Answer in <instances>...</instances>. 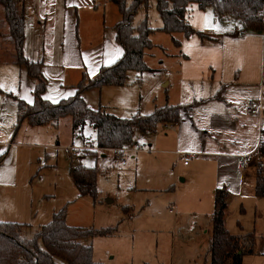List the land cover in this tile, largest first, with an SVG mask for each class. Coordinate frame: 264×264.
Listing matches in <instances>:
<instances>
[{"label":"crops","instance_id":"0c3cea01","mask_svg":"<svg viewBox=\"0 0 264 264\" xmlns=\"http://www.w3.org/2000/svg\"><path fill=\"white\" fill-rule=\"evenodd\" d=\"M114 8L118 12H114ZM195 10L204 11V13L211 10L212 13H207V15L212 27L199 28L196 26L194 17H192ZM118 13L117 6L111 0H25L24 55L29 61L42 63L41 70L47 81L44 94L46 100L58 103L76 95L77 86L85 76L94 78L102 67L113 65L123 57L124 50L117 42L115 30V25L121 19ZM145 16L138 23L142 22ZM188 22L196 31L209 37L205 40L198 37L202 43L214 42V27L226 26L216 17L212 7L200 10L196 5L191 7ZM157 34H162V32H156L151 36L153 44ZM178 34H174V38L181 43L180 48L187 49L193 36L187 39L183 34L177 37ZM150 52L152 50L146 51V63ZM14 55L15 49L12 42L7 37L0 39V124L8 121L15 130L19 112L18 101H24L28 105L34 104L33 92L37 81L28 75L25 67L14 63ZM182 56L190 61L194 54L191 51H185ZM200 57L203 68L213 72L211 83L216 82V70L218 71L219 67L224 65L225 57L221 54L208 53H202ZM222 81L224 80L218 81L220 85L214 97L199 98L200 100L192 98L193 102L182 105L186 112H183L180 122L173 129H168L167 125H164L166 134L158 135L156 132L149 141L150 144L147 145L149 150L139 152L155 153L162 157L160 160L165 162L169 174L167 182L164 183L168 186L146 189L147 191H172L171 209L174 208L175 211V204L180 203V197L197 198L199 208L194 212L200 217L199 223H196L197 230L209 235V244L212 238L211 217L214 212V194L217 189L225 188L232 194L226 216V232L231 236L234 235L229 230L228 218L232 202L239 203L240 214L249 211L248 202L255 205L256 211L264 205V199L258 198L255 194L257 173L255 163L252 162L245 169L241 167L242 157L256 150L264 127V117H257L246 112V105L252 100L250 98L251 88L255 86V83L250 78L232 79L228 81V86ZM128 83L129 80L121 87H103L86 92L84 97L88 107L93 110L102 109L125 119L128 118L127 115H137L133 112L137 105V97L134 91L130 92ZM95 94L98 95L97 104L93 102ZM166 105L181 104L168 103ZM64 120L61 119L55 124L41 127L31 126L26 120L15 133L14 139L24 129H28L35 137L48 138L49 135L54 137L51 132L53 130L58 132L60 123ZM86 128H90L92 132L90 136L95 141V129L90 125ZM0 131V156L6 155L0 162V183L2 185L0 222L30 225L28 221H31L32 213L36 212L34 202L37 197L31 184L40 172L39 170L34 177L32 176L34 173L32 160L39 157L40 152L36 151L30 155L29 160H25V163L12 168L9 162L12 153L14 154L19 146L14 141L7 145L8 142L2 140L1 126ZM147 136L149 138V135ZM57 144L60 145L59 142ZM135 144L140 143L136 141ZM44 146H46L45 143L38 148L42 149ZM101 151L97 156L101 154V158L107 159V152L114 164L123 166L128 164L129 159L135 158L134 154L127 159L126 164L117 163L111 150ZM177 152H196L199 156L190 159L189 164L184 165L185 160L179 157ZM77 154L72 156L78 159L77 162H81L83 157ZM73 157L72 166L75 160ZM167 163H171L170 166L167 167ZM154 180H158L156 183L161 184L162 182L161 178H154ZM182 185L185 187L183 188ZM181 188H183L182 192ZM126 210L128 211L129 208ZM175 211L173 213L170 211V213L175 215ZM238 226L242 228L240 223ZM253 237L251 233L245 237L248 241L247 246L250 247L249 255H254Z\"/></svg>","mask_w":264,"mask_h":264},{"label":"rangeland","instance_id":"374dc122","mask_svg":"<svg viewBox=\"0 0 264 264\" xmlns=\"http://www.w3.org/2000/svg\"><path fill=\"white\" fill-rule=\"evenodd\" d=\"M207 13L212 12L208 10ZM207 13L195 10L192 17L196 26L212 27ZM144 14L142 11L139 13L136 18L137 24ZM148 17L151 27L162 26V20L153 2L150 4ZM214 30V42L202 43L198 36H193L187 49L174 44L175 35L162 33L154 37L155 47L146 58L151 71L141 75L132 72L129 75L130 92L134 91L137 97V105L133 112L146 116L153 113L156 107L160 108L168 103L187 105L194 101L192 98L200 100L199 98L214 97L220 85L219 80H224L223 84L228 86V81L236 78L252 79L255 86L251 88L250 98L262 99L264 105V31L258 35L247 30L248 35L241 36L234 34L227 26L214 27ZM8 32L9 29L0 15V39L8 38ZM180 36L182 34L179 33L177 37ZM185 51L194 54L190 61L183 58ZM202 53L221 54L225 57L224 65L216 70L214 83H211L213 72L205 70L202 66L200 57ZM96 100L97 94L93 102L96 103ZM127 116L132 118L134 115ZM164 125L158 126L156 134H166ZM0 126L3 130L2 140L7 141V145L14 141L19 146L18 150L12 153L9 162L12 168L25 163V160H29L30 155L36 151L40 152V156L32 160L34 172L32 176L34 177L39 170L40 172L31 184L37 197L34 202L36 212L32 213V219L28 221L31 226L23 233L28 239H32L41 226L51 222L53 213L66 208V223L70 226L94 230L116 229L111 236L84 241L93 245V260L96 263L211 264L208 252L209 235L197 230L196 223L200 220V217L194 214L199 208L197 198L180 197V203L175 204L176 214L172 215L170 213L173 204L172 191L146 190L168 186L164 183L167 182L169 174L165 162L160 160L162 157L159 155L138 153L123 166L114 164L107 152V159H103L101 154L97 156L101 150H81L77 156H82L83 160L77 162L78 159L70 154L73 140L75 139L80 147L94 139L90 136L92 135L90 128H86L85 134L81 136L74 135L70 118H65L60 123L58 132L56 130L51 132L54 137L49 135L48 138L35 137L28 129H24L14 139L15 132L8 121L1 123ZM154 135H149L148 138L136 132L135 140L140 145H149ZM44 143L46 146L39 149L38 147ZM72 157L75 158L73 166ZM170 164L167 163V167ZM79 165L98 170L96 199L79 195L70 174L71 167ZM154 178H161V184L156 183L158 180ZM179 184L181 186V182ZM1 189L0 183V191ZM248 205L249 211L240 214L239 203L235 201L231 203L228 227L234 236H242L241 239L247 237L249 233L254 235L252 244L254 255L246 253L243 264H264V205L260 206L259 211H256L255 205L250 202ZM243 240L247 246L248 241L246 238Z\"/></svg>","mask_w":264,"mask_h":264},{"label":"trees","instance_id":"16d2710c","mask_svg":"<svg viewBox=\"0 0 264 264\" xmlns=\"http://www.w3.org/2000/svg\"><path fill=\"white\" fill-rule=\"evenodd\" d=\"M119 10L121 19L115 25L117 42L124 55L116 63L102 67L94 78L86 76L77 86L76 95L52 103L44 98L47 81L42 73V63L29 61L23 50L25 31V0H0V15L8 27V39L12 42L14 63L25 67L28 75L37 81L33 95L35 102L28 105L18 101V116L14 132L17 133L27 120L31 126L41 127L70 118L75 135L81 136L87 125L96 132V145L101 150L133 146L135 133L153 135L160 124H178L186 109L182 105H166L156 108L153 113L132 118H119L102 109L88 107L84 94L103 87H121L127 84L129 74L139 75L151 71L145 61L147 50L155 46L151 36L156 32L170 35L181 33L185 38L198 36L209 38L196 31L188 22L193 5L200 10L212 7L222 22H237L243 29L253 33L264 31V0H111ZM155 4L162 20L161 28L150 26L148 10ZM145 13L142 22L136 23L140 12ZM176 46L181 43L173 38ZM264 154V147L262 150ZM6 155L0 156V162ZM71 176L81 197L97 198L98 170L83 165L71 168ZM255 194L264 199V167L257 168ZM214 212L211 217L212 238L209 244L211 264H242L243 256L249 252L244 240L226 232L228 202L232 194L225 188L214 194ZM66 208L55 213L51 222L40 227L32 239L24 236L27 224L0 222V264H102L93 260V245L84 241L96 237H107L116 229L94 230L70 226L66 223Z\"/></svg>","mask_w":264,"mask_h":264},{"label":"built area","instance_id":"2783aa9c","mask_svg":"<svg viewBox=\"0 0 264 264\" xmlns=\"http://www.w3.org/2000/svg\"><path fill=\"white\" fill-rule=\"evenodd\" d=\"M224 24L230 27L234 34L241 36H247V30L243 29L237 22L226 21ZM246 112L250 115L257 117H264V105L262 100H250L246 105ZM176 124L167 125L168 129H173ZM264 147V127L262 129L260 140L257 144L256 150L254 153L244 155L241 159V167L245 169L252 162L255 163L256 168L264 167V154L262 152ZM96 151L101 150L97 147L96 142L92 141L86 145L78 147V145L73 142L70 146V154L75 156L78 151ZM112 151L114 158L117 163L126 164L127 158L132 155L142 151H148L149 148L147 145L134 144L133 146H125L121 148L109 149ZM177 155L181 157L184 161V165L189 164V160L199 156V153L196 152H177ZM175 211L174 208L171 209V213Z\"/></svg>","mask_w":264,"mask_h":264}]
</instances>
